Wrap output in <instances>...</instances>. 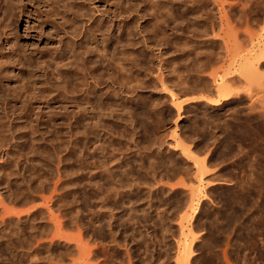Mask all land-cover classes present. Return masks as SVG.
<instances>
[{"label":"rangeland","instance_id":"1","mask_svg":"<svg viewBox=\"0 0 264 264\" xmlns=\"http://www.w3.org/2000/svg\"><path fill=\"white\" fill-rule=\"evenodd\" d=\"M169 1H171L170 2L171 4L169 3ZM196 1L197 0H191V1L190 0H183V1L182 0H179V1L178 0H175V1L174 0H163L162 1L165 4L168 3L167 6H171V5L176 6L177 11L175 10L174 14H176V18L178 21H175V23H174L175 26H174L172 20L175 19L174 18L175 16L173 18H171V20L169 18H167L169 24L167 23V20L164 17H162V18H164V21H166V23L163 22L162 24H164V26L163 25H161V26L164 27L169 33L172 32V33H170L171 35L168 36V37H170V39H168V37L166 38L168 40L160 39V38L151 39V37H150L151 35L149 33H146V34H149L147 36H148V38L150 37L151 42H149L147 40V44H146V42L143 39L138 40L139 44L135 45V47H136L135 48L136 50L134 53L135 57L132 55L131 58L132 59L136 58V59L140 60V57H141V60L144 62L143 64L145 66H143V69H141V67H139V68L137 67L138 69L135 68L137 70L141 69L140 71H136V74L139 72L138 75H140V77H143V75H144V77L146 76L145 79L149 83L147 84L146 87H141L140 89L138 88V90L136 91L137 95H136V93H134L135 97H136V99H135L136 101H132L131 104H130V102H129V104H127V106L130 105L129 107L132 108V110H129L130 112L131 111L137 112V114H139V116L142 117V118H140V120L138 118V121H141V123L138 121L137 122L135 121V123H134L136 126L139 123L141 124V127H140L141 129L138 127L140 125L137 126L139 128V130L137 128V131H138V133L140 132V136L138 134V139H137L138 141L137 142H139L141 144L140 145L138 143L139 147H141L140 148L141 153H143L141 156L144 157V155L147 153L154 156L153 152L156 151L154 154H156L157 157H154V160H155V158L156 159L161 158L160 160H157V161L155 160V162L156 163L159 162V165H161V164L163 165V166L161 165L162 170L159 167V169L154 168V171H153L152 170L153 167L152 168L149 167L150 166L149 162H151V161L149 160L148 156L145 155L144 158L141 157L142 160L144 159L143 161H141V162H143V165L145 164L144 167H142V169H141V167L139 166L140 167L139 169H141L142 171L138 172L137 171L138 168L135 167L134 168V174L136 173V171L138 172L135 174L136 176L138 174H140V175L142 174L141 175L142 177L140 175H138V177L139 178L141 177L142 180L145 178L143 181H146V180L150 181V186L152 187L151 188L149 186V184H147L145 186V187H147V190L148 189L154 190V188L157 187V186H155L156 184L153 183V180L157 179L155 173L159 172V170H161L162 172H160V175L163 173L161 175L163 181L161 180V182L157 183L158 186L161 185L163 182H165V183H168L167 185H169V184L173 185L174 184V185H178L179 188L183 189V187L185 185L184 188L186 191L184 189H183L184 191L181 189L179 193L171 196L172 194H169L167 192L165 194V190H163L162 193L160 191V192H157L158 194L157 193L154 194V197L152 196L153 199L155 198L154 200L153 199L149 200L150 199L149 195H148V199H146L147 195H145L146 197L141 196L139 198H138V196L137 197L135 196L131 200L132 204H131V202L127 203V205L129 204L128 206H130V207L132 205V209L129 211V214H127L128 216L127 215L124 216V213H120L121 212V209H119L120 207L117 209L118 211L116 214L118 215V213H119V216H117L118 218H115L116 219L115 221H116V223L118 221H121V223L120 222H118V224L115 223L116 226H115L113 232L114 233L117 232V235L113 234V232H112V234H113L112 235L109 230L107 231L106 227H104L105 229L103 228L98 233L99 235H97L96 232H94L95 228L96 227L98 228L97 224L95 225L96 227H93L94 225L92 227L90 226L88 231H85V229H84L85 227L82 228L83 227L82 225L80 226V224H82L83 221L88 223L90 221V219H93V216H94L93 214H95V213L91 214V212H92V210H94L95 202L93 201V208H92V205H91L92 202L91 201L94 198H92V199L90 198V202H91L90 207L92 209L88 206L89 211H87V213L85 214L86 217L82 215L85 220L82 219L83 221H79L82 218L81 212H83L82 210H80V209H82L81 208L82 206H80V205H82V203H83V202L80 203V198H81V200H83V198L80 194H82L81 190H83V189H81V187L83 188L84 182H81L82 181L81 172L79 173V170H80L79 169V162H78L79 157L77 154L78 148L76 147L75 149L74 148L71 149V147H70L71 150L69 148H67L68 143H69L68 140H70V139H68V137H69V135L67 133L68 130H66L68 128V126H67L68 119L67 118L70 117L69 115L71 114V112L73 110H74L73 112H75L77 110V107L75 104H73V102L68 101L67 96L65 97V94H64L65 93L64 92L65 90H63V88H64L63 84L64 83H61V81L63 82L62 78L64 76L63 77L61 76L62 75L61 72H64L65 67L63 68L62 64H58V69H56V67L54 66V63H52V61H51V63L48 65L51 67V69H52L51 70L50 67H46L45 65H41V63L39 64L38 59H37L40 56L41 57H48V53L49 54L54 53L55 51L58 52V50L61 49V45H60L61 42H59V41H61V39H62L61 38L62 33H60L61 31L59 30L60 34L58 37V35L54 33L55 29H53V31H52V28L50 27V25H44L43 27H41V29H39L40 27H38L36 30L35 27L38 24L37 22H35L36 24L34 22H33L34 24L31 23V25L33 27L30 25L32 28L29 29L27 32L25 29L26 28L25 24L20 23L19 29H18V38L17 37H15V38L18 39L17 41H18L19 48L21 47V49H22V52L20 51V53L23 55V58H22L20 64L14 63V64L5 65L6 66L5 71L8 70L7 73L9 72L8 78H7L8 81H5V85L6 84L9 85V88L11 85L10 89H12V87H13L12 85H14L15 87L21 86V88H22V89L20 88L21 92H19L20 91L19 88L13 87V89L11 90L13 92V90L16 89L19 92L17 94V96L18 95L20 96L22 94V92L24 94V92H26L27 90L30 91V93H28V95H30V94L31 95H30V97L26 98L27 99V100H25L26 102H24L20 99L21 102L15 101V103H12L13 105H11V106H12V108H15V111L17 110L16 113H15V111H13L14 109L11 108V110H10L9 106L6 107V105L3 102L0 103V107H1L0 108V116L2 115L1 116L2 119L0 120V123H2L3 125H4V123H6V124L9 123L7 125L12 124L13 128L16 129V131H17V132H15V134L17 135V139H19V142L22 144V145H20V147L18 149H15V150H13V148H11L14 146L13 141L12 142L9 141L10 145L7 147H5V146L0 147V173H1L0 174V180H1V178L4 179L3 175L6 172H7V174H11V173L14 174L15 172H17V174L15 173L13 175V177L11 175L10 176L11 178L7 179L8 182L5 180L6 179V176H5L4 180H5L6 184L2 183L3 179L0 181V193L3 195L0 197V215L1 216L3 215L2 210H4V209L5 210L11 209L9 211L12 212L11 213L12 215L16 212V214H14V216H12L10 214L11 217H14V218L16 217V215H18L17 213H20V215H27L28 212L33 213V211H37V210H41L40 211L41 213L37 212V215L35 214V217H33L34 220H33V218L30 222H29V220H27L26 221L27 224H26V222H24V223H16V221L10 222L11 224L8 226L11 227L13 232L16 231V229L14 227H16V228L19 227L17 232L16 233L14 232L15 234L11 238L12 242L10 240H9L10 241L9 242V241H7V239H5L6 237H4V236L7 235V234L5 235L6 231L5 232L2 231V232H4L3 235L1 232V234H0V264H23V263L24 264H54V263L55 264H71V262L73 264L75 261L78 264V261L80 262L79 258H81V257H78V256H81L80 246L83 244L81 242H84V244H85V241H86L85 239H87V238H85V232H91V230L92 231L94 230L93 234H95V237L97 236L98 238H96V240L93 239V240H95L94 242L87 239L88 241H86V244H87V242L89 244L87 249H89V248H90L89 250L93 249V250L97 251L96 253H98V256L97 255L95 256L97 258L94 259V260H96V261H94L95 264H121V263L126 264V262H127L126 259H128L127 263L129 264V262L131 261L132 258H134V259H132V261H133V263L136 262L135 264H175V263L178 264V260L181 259V257L179 259L178 255L179 254L181 255L182 252L180 253V251H182L181 249L184 247H186L187 252L193 251V252H191V255L192 254L193 255H192V257H190V263H188V264H264V106H263L264 103L261 101V99H263V101H264V87L263 88L260 87V86H264V85L259 84L262 81H263L262 84H264V69H263L264 63L261 64V66H259L262 68V69L261 68L258 69V71L260 72V75H257L254 72V75L249 76V75H251V72H252L251 70L256 66L255 64H257L254 60L253 61L251 60L252 57L254 56V53H253L254 49L256 47H259V46L261 47V48L259 47L260 49H262L264 47L263 46L264 45V33H263L264 32V8H262V7H264V4H263L264 0H254V1H252V0H224L225 2L220 0L221 1L220 3H218L219 0H198V2H196ZM181 2H184L185 4L181 3ZM214 2H216V3H214ZM240 2H241V4H240ZM259 2H261V4ZM79 3L81 5L78 4L79 9H80L79 10L80 13L78 15L80 16L81 19H83V21L85 22V25L89 26L94 22V20L96 21L102 17H103V20L107 21L106 23L109 22L108 20L111 21L110 17L113 16L112 13H114L113 12L114 8H113L111 2H109L108 0H104V1L103 0H79ZM231 3H233V4H231ZM229 4H231L232 6H234L235 4L236 5L233 7L234 8L233 9L232 6L230 8L227 7V6H230ZM183 5H185V6H183ZM193 6H195V7H193ZM225 7H227V8H225ZM190 8H192V9H190ZM158 9H159V7L157 8V10ZM222 9H223V12L225 11L226 13L224 12V14H223ZM230 9L234 10L233 15L231 14L232 10H230ZM161 10L163 11V9H161ZM199 11L201 14L199 13ZM164 12H166V11H164ZM191 12H193V14H191ZM227 13L228 14L230 13L228 15L229 17L227 16ZM237 13H239V14H237ZM249 13H251L252 15ZM255 13H256V15H255ZM258 13H259V15H258ZM81 14H83V15H81ZM179 14H180V16H179ZM219 14H223V16L226 14V16L230 20L232 19V21H230L231 23H229V20H227L228 18L225 16L224 17L222 16L220 19ZM235 14L238 17V19L236 18V16H234ZM240 14H248L249 16L247 15V19H246L245 16L240 17ZM250 16H251V18H250ZM234 17L237 21L235 19H233ZM242 17H243V19L245 18L244 21H243V19H241L242 21L241 20L239 21V19ZM180 18H181V20H180ZM161 19L159 20L160 23L163 21ZM183 20H184V22H183ZM180 21H181V23H180ZM152 22L148 23V20L145 19V20L141 21V24H143L142 26H144V27L145 26L149 27V26H151ZM170 23H172V24H170ZM250 23H252V24H250ZM169 25H172V26H169ZM193 25H194V27H193ZM248 25L251 27H249ZM13 27H15V31H16L17 24H15V26L13 25ZM248 27L251 30H253V32ZM42 28H43V30H42ZM246 28L248 29L247 32L249 33V35L247 32H245ZM173 30H175V31H173ZM212 31H214V32H212ZM226 32L229 34L227 35ZM245 33L248 36L245 35ZM252 33H254V34H252ZM146 34H145V36H146ZM244 36H247L249 38L244 37ZM227 38H228L229 42L227 41ZM246 38L248 39V41L245 42V40H247ZM16 39H15V41H16ZM174 39H175V42L173 44ZM142 40H143V42H142ZM179 40L180 41L182 40L181 41L182 44H180L181 42ZM223 40H225V42ZM206 41H207V43H205ZM226 41H227V43H226ZM135 43H136V41H135ZM225 43H226L227 47L225 46ZM149 44L152 46H150ZM177 44L182 46V47L185 45L186 48L185 47H183V48L179 47ZM174 45H176L175 46L176 48L174 47ZM242 45H244V46L242 47ZM59 46H60V48H58ZM190 46H191V50L189 48ZM241 47L244 49H242ZM151 48L154 52L151 50ZM231 48H232V50L234 48L235 49L232 51ZM252 48H253V50H252ZM140 49H142V50H140ZM186 49L188 51H186ZM236 49H238V50L236 51ZM250 50H251V53H253L252 57L248 56L249 55L248 53H250ZM48 51H50V52H48ZM197 52L199 53V55ZM218 52H220V53H218ZM228 52L232 53L234 56L232 57V54L230 55ZM254 52H256L255 54H257V53L259 54L260 51L258 50V48H256ZM222 53L223 54L225 53V55L221 56ZM241 53L242 54L244 53V54L242 55ZM261 53H262V51H261ZM263 53H264V51H263ZM140 54H143V55H140ZM260 54H259V56H260ZM236 55H238V56H236ZM220 56H221V58L223 57V59H221ZM246 56L248 58H246ZM142 57H144V58H142ZM192 57H193V60H189V59H192ZM213 57L214 58L216 57V58L213 59ZM228 57H229V59H228ZM242 57L244 59L246 58L244 63H247L246 61H247V59H249V57H250V59L248 61L250 63L255 62L254 64H251L252 69L249 67L250 64L248 65V67L251 69V70L248 69V71L250 72L248 74L246 73L248 71H244V69H241L242 67H241L240 63H242V61H244ZM260 57H262V56H260ZM254 58H257V57H254ZM31 59H32V61H31ZM220 61H222V62L220 63ZM197 63L200 65H198ZM231 63L235 68L233 66H230ZM196 64H197V66H196ZM51 65H53V66H51ZM168 65H169V67H168ZM173 65H175L177 67L173 68L174 67ZM185 65H187V66H185ZM188 65H190L191 68ZM39 66H41V67H39ZM192 67H195V68H192ZM54 68L56 70H53ZM170 68L172 69V71H174L173 73L170 70ZM226 68H228L229 72H232V70L233 71L235 70L240 75H238V73H237V75H238L237 78L235 77L236 75L234 76V79L229 78V76L225 75L228 72V70ZM60 69L63 71H61ZM260 69H261V71H260ZM30 70H31V72H30ZM187 70H189V71H187ZM253 70L256 71L257 69H253ZM5 71H4V73H6ZM149 71H150V73H149ZM175 71H178L179 73L178 72L175 73ZM241 71H242V73H240ZM160 72L163 73V77L166 79V85L168 86V88L170 87L168 90H163L162 87L159 85L158 79L160 78ZM196 72H197V75H196ZM259 72H257V73H259ZM151 73H152V75H151ZM200 73H203V74H200ZM59 74L61 77L59 76ZM176 74H178L177 75L178 78H179V76L181 78L183 77L181 79V80H183V82H180V80L177 78ZM192 74H193V76H192ZM222 74H223V76H222ZM40 75H42V76H40ZM187 76H188L189 81L186 80ZM196 76H199L198 79ZM213 76H215V78L216 77L217 78L215 79ZM221 76H222V78H221ZM240 76L242 77V79ZM253 76L254 77L256 76V78H260V80L259 79L258 80L261 82H259L255 78L258 81L259 86L257 85V81L254 79ZM20 77L23 79H21ZM167 77L171 78V80H174V82H172ZM226 77H227V79L229 78L228 80H230V81L225 79ZM244 77H247V78L251 77L254 81L251 78H249V79H251V81L246 78L248 81L245 80L246 81L245 82ZM154 78H155V80H154ZM174 78L178 79L177 83L179 82L180 84H179V86H176V87H174L175 85H171L174 87V90L172 89V91H169L171 89V86L169 85L170 82H171V84L176 83L175 82L176 80ZM213 78L216 81L213 80ZM16 79H17V81H16ZM45 79L48 81H46ZM60 79H61V81H60ZM223 79H225L227 82ZM27 80H28V82H27ZM197 80H200V81H197ZM242 80H243V82H242ZM21 81H23V82H21ZM49 81L52 83L50 84ZM73 81H75V80H73ZM195 81H197V82H195ZM201 81H202V83H201ZM219 81L225 82V84L227 83V87H230L229 90H230V92L232 91L233 93L232 92H231L232 94L230 93L232 96H230L231 98L229 97V99L227 100L228 102L222 101L221 106L216 107V108H212L209 105H206V102H204L201 99H205V100L206 99L208 100V98L209 99L210 98L211 99H218L217 98L218 95H216V90H217V94H218L219 88L217 86H220V85H217V84H219ZM45 82H47V83H45ZM189 82L190 83L192 82V83L190 84ZM216 82H217V84H216ZM234 82H237V83L234 84ZM249 82H251V83L249 84ZM17 84H19L20 86ZM74 84H76V81H75V83H73V85ZM220 84H222V83H220ZM28 85L31 86L30 87L31 89L28 87ZM25 86L28 88H25V91H24L23 89ZM199 86H201V87H199ZM177 87L180 90L176 89ZM196 87L197 88L199 87V88L197 89ZM4 88L7 90L8 87L7 88L4 87ZM4 88H3V90H5ZM225 88H226V86H225ZM229 90H227V91H229ZM174 91L177 92L178 97H176V95H174V100H173L170 97L172 95L171 92L174 93ZM182 91L184 93H182ZM193 91H195L196 93ZM186 92H188L189 94ZM227 93L229 94V92H227ZM234 93H236V94H234ZM8 94H9V92H8ZM249 94H250V97H249ZM259 96L260 97L262 96V97L260 98ZM190 97L191 98L193 97V98L191 99ZM198 98H201V99H198ZM255 98L258 101L260 98L261 102H258L260 104V107H259V104L257 103V100ZM186 99H187V102H186ZM253 99H255L256 102ZM141 100H143V101H141ZM178 100H179V102L183 101V103L181 105L182 109H181V111L179 109V112H178V109L175 108L176 106L174 105L175 104L174 102H177ZM200 100L202 101V103ZM229 100H231V101H229ZM252 100L254 103L251 102ZM138 101H139V103H138ZM152 101H155L154 104ZM197 101L198 102L200 101V102L198 103ZM18 102H20V103H18ZM251 103H253V104H251ZM146 104H148V105H146ZM21 105H23L24 107ZM155 105H156V107H155ZM139 107H141V108H139ZM4 108H6V109L8 108V109L6 110ZM135 109H136V111H134ZM5 110H6V112H5ZM144 111H146V112H144ZM11 112L13 114H16V115H13V114L11 115ZM68 112H70V113H68ZM67 113L69 115H67ZM72 114H71V116H72ZM197 115H198V117H197ZM9 118H10V120H9ZM15 125H17V126H15ZM6 128H4V130ZM7 129H9V126ZM1 131L2 130L0 129V133H1ZM31 131L34 134L30 133ZM24 133H26V134H24ZM9 135H10V133L8 134V136ZM28 135H31L30 138ZM73 136L74 137L76 136L75 133ZM0 137H1V134H0ZM9 138L11 140H13L10 136H9ZM31 138H32V140H31ZM35 139H37V140H35ZM73 139L74 138H72V140ZM24 140H26V141H24ZM148 142H150V143H148ZM179 142L181 144H183L182 146L183 147L185 146L186 149H190L191 151L193 150L192 151L193 153H191V154H193V157L199 156L196 159L200 160V162L202 159H203L202 163H203V161L207 160V161H205V163L207 165H209L208 167H210V168H208L206 165V167H207L206 169L210 170L209 173L208 172L206 173V169L204 172V170L201 171V169L198 168V167H200V164H197V162H196L197 160L193 159L192 155L187 156V158L190 157L191 159L185 158L186 155H184V154L181 155V151L184 149H183V147L181 148V145H179L180 144ZM65 144H67V145H65ZM176 145H179L180 147L177 148ZM145 148H147L148 150H146ZM69 150L73 153L71 154V152H69ZM6 151H8L7 152L8 155L10 152H12V153H10V156L12 154H14V157H13V155L11 157H8ZM179 151H180V153H179ZM40 152H43V154ZM189 153H190V151H189ZM27 155H29V156H27ZM130 157H131V159H135V160H133V162L135 164L140 162L139 161L140 160L139 155H137V156L136 155H130ZM163 157H164L165 162H161V161H164L162 159ZM169 157H171V158H169ZM152 159H153V157H152ZM166 159H167V161L169 159V162H167ZM173 159H174V161H173ZM136 160H138V162ZM194 160H196V161L194 162ZM170 161H173L172 164L173 165L176 164V165L175 166L171 165V169H168L166 171L165 169L168 168V166H170V165L165 167V165L163 163H165L167 165V163L170 164ZM200 162H198V163H200ZM195 163L198 166L197 168H196ZM140 165L142 166V163ZM194 165H195V167H194ZM146 166H147V168H146ZM18 167H19V169H18ZM164 167H165V169H164ZM174 167H176L175 172L177 171L176 169L178 167L181 168V169H179V170H181V172L178 170L175 173V176L172 173L173 172L172 168H174ZM148 168H150L151 170H149ZM20 170H21V172H20ZM195 170H198L200 172V175L203 172H204L203 174H205L204 176L201 175V180L203 181V184L198 183V184H200L199 187H198V185L195 184V183H197V181H195V180H198L200 176H199L198 172L197 173L194 172ZM149 171H150V173H149ZM151 171H153V173ZM143 172H144V174H143ZM18 173H20V174H18ZM148 173H149V175H148ZM170 173H172L173 176H169L168 174H170ZM194 173H196L197 175L195 174L193 176ZM146 174L148 175L147 177H146ZM165 174H167V175H165ZM172 174H170V175H172ZM163 175H165V176H163ZM22 176H24V177L21 179ZM15 177H17L18 179ZM189 177H191V178L194 177V179H193L194 181ZM40 178H42V179H40ZM195 178H197V179H195ZM213 178L216 179V181L214 180L215 183L212 182ZM218 178H221L223 180L218 179ZM180 179H181V181H180ZM16 180L17 181L22 180L23 183H22V181H20L21 183H18ZM86 180H88V179H86ZM182 180H183V182L185 180V182L182 183ZM218 180L219 181L221 180L220 181L221 183ZM157 181H159V179ZM217 181H218L219 185L216 184ZM198 182H199V180H198ZM209 182H212L213 184L209 183ZM80 183H82L81 185H83V186H80ZM22 184L24 187L22 186ZM181 184H182V186H181ZM205 185H206V187H205ZM20 186H22V187H20ZM30 186H31V189L29 188ZM193 186H196L198 188V189H195L196 190L195 192L198 195L193 194V196H192V194L190 195V193H188V192H190L188 190H192V189H188V188L193 187ZM201 187H202V190H201ZM21 188H24L23 190H27L26 193ZM15 189L16 190H19V189L22 190V191L19 190L22 194H21V196L18 197V200L15 196H13V195H16L15 192H18ZM8 190H10V191H8ZM197 190L198 191L201 190V191L197 193ZM74 191H75V193H74ZM181 191H183V192H181ZM192 191H194V189ZM186 192H187V194L185 195ZM34 194H36V195L38 194L40 197L38 195H37L38 197L36 195L34 196ZM24 196H25V198H24ZM194 196H196V197H194ZM20 197H22V198L20 199ZM15 198H16V200H14ZM39 198L41 199V201L39 200ZM135 198L137 199V201L138 200L139 201L136 202ZM145 199L148 202L149 206H150V204L153 203L150 206L153 208L148 209L147 207H149V206H146V209H145L146 211L144 210V213L146 212L147 214L145 213V216H143L144 213L142 210L145 208L144 207L145 204L147 205V202L145 201ZM26 201H28V202H26ZM95 201H96V199H95ZM151 201H155V202L151 203ZM88 203H89V201H88ZM135 203H136V205H135ZM138 203H141V204H138ZM137 204L139 206L140 205L141 206L139 207V206H137ZM133 205H134V207H136V209L139 208L141 210V208H142V210L140 211L138 209V210H135L136 212H134L135 208H133ZM190 205H192L193 208L192 207L190 208L189 207ZM12 208H13V210H12ZM90 209H91V211H90ZM168 209H169V211H168ZM183 209L186 212H182ZM94 211L97 212L98 209H97V211L96 210H94ZM131 211L134 212L133 214L135 216L132 215ZM140 212H142V213H140ZM186 214H188V216ZM71 215H72V217H71ZM90 215H92V216H90ZM104 215L107 216L104 218L102 216V220L104 219L103 221L105 222L106 218L108 219L109 217L107 214H104ZM184 215L186 216V218L184 217ZM1 216H0V219H1ZM5 217H8V216H5ZM119 217H122V218L124 217L126 220L122 219V218L120 219ZM138 217H140L139 219L142 218L141 221L138 219ZM182 217H183V219H187V220H186V222H184V220H183V225L181 227L179 222H180ZM128 220H130V221L133 220L132 222H134V224H131L130 221L127 222ZM134 220H136V221H134ZM144 221H146V222H144ZM80 222H82V223H80ZM135 222H137V223H135ZM31 223L34 224V226L36 225V227L31 226ZM40 223L43 225H41ZM49 223H51V224H49ZM125 223H126V225H127V223H129V225H127V226L125 225V227H124L123 224H125ZM20 224H21L22 228L19 226ZM135 224H138V227L140 225L141 226H143L144 224L145 225L142 228L141 227L138 228L137 225H135ZM130 225H131V227H130ZM132 225H133L134 229L132 228ZM146 225H147V227H146ZM184 225H186L185 226L186 228L183 227ZM134 226L137 227L138 229L135 228ZM31 227H32V230H31ZM33 227L38 229L37 231H36V229H34L37 233L33 232L34 231ZM39 227H41V228H39ZM118 227H119V231L117 230ZM91 228H93V229H91ZM122 229L124 232L125 231L127 232V230H128L129 233H126V232L124 233L122 231ZM132 229L134 232H132ZM190 229H191V232L194 231V233H191V235H190V232H189V235H187L188 234L187 230H190ZM19 231H21V232L23 231V232L21 233ZM183 231H184V234H183ZM120 232H123L124 235L125 236L127 235V236L125 237ZM17 233H19L18 234L19 236L16 235ZM38 233H45V234H43L45 236L43 237V235H41V234L39 235ZM55 233H57V235L54 237V242L56 241L57 244L53 243L54 246H53V244H51V246L47 245L49 248L47 246H44V247H46V249L44 248L45 250H43L42 249L43 247L41 248L39 246V244L37 243V241L42 242V240L46 241V239H47V241H49L50 238H52ZM20 234L22 235L21 237H20ZM36 234H38L39 236ZM100 234L102 236H104V237L106 236V237L103 238L102 236H100ZM130 234H133V237ZM178 234H181V235H178ZM61 235H63V236H61ZM90 235H92V232ZM109 235L112 238L111 241L114 240V241H112L113 243L112 242L110 243V240H109L110 238L108 237ZM114 235H116V236H114ZM1 236H3L4 238L2 237L3 238L2 239ZM36 236H38V237H36ZM50 236H52V237H50ZM64 236H65L66 241L64 240ZM113 236L115 237V239H113ZM117 236L121 237V238L119 237V239H121V242H119L120 240H118ZM18 237L21 239H19ZM78 237H79V239L81 237V240H77ZM124 238H126V245H124L122 243V242H125ZM67 239H69L70 243L68 242ZM83 240H85V241H83ZM117 240L119 243L116 242ZM14 241H15V243H13ZM19 241H21V242L19 243ZM33 243L35 246L33 245ZM76 243H77V246H75ZM30 245H33L32 246V248L34 247L33 249H37V248H39V249L37 251H35L32 248H30ZM116 245H118L119 248ZM123 245H124V248H122ZM136 245H138V246H136ZM15 246H17V247H15ZM22 246L24 247L23 249H22ZM113 246H114V248H113ZM125 246H126L127 250H129L128 252L131 251L132 254H131V252H130V255L127 253ZM176 246H178V247H176ZM75 247H77V248H75ZM104 247H105V249H104ZM115 247H117V248H115ZM26 249H28V250H26ZM125 250H126V253L128 255L126 253L124 254ZM32 251H33V253H32ZM34 251H35L36 255H35ZM28 252H30L31 255H29ZM25 253H27V254H25ZM32 255H35V256H32ZM128 256H130V257H128ZM47 257H49L50 259ZM61 258H63V260ZM74 258H76L77 260H75ZM73 260H75V261H73ZM132 261L130 263H132Z\"/></svg>","mask_w":264,"mask_h":264},{"label":"bare ground","instance_id":"2","mask_svg":"<svg viewBox=\"0 0 264 264\" xmlns=\"http://www.w3.org/2000/svg\"><path fill=\"white\" fill-rule=\"evenodd\" d=\"M104 1V0H103ZM109 2H111V4H112V6H113V8H114V13H112L113 14V16H111L110 18H111V21L110 20H108L109 22L108 23H106L107 21H105V20H103V17L102 18H99L98 20H94V22L91 24V25H89V26H87V25H85V22L83 21V19H81L80 18V16L78 15L80 12H79V5L78 4H80L79 3V0H0V103L1 102H3L5 105H6V107H10V110H11V108H12V106L11 105H13L12 103H15V101H20L21 102V100L22 101H24V102H26L25 100H27L26 98L27 97H30V95H28V93H30V91H28L27 89V91L26 92H24V94H23V92H22V94L19 96H17V94L19 93V92H21V90H20V88H21V86L19 85V84H17V85H19L20 87H15L14 85H12L14 88H19V92L15 89V90H13V92L11 91L12 89H13V87H12V89H10L11 88V85H10V88H9V85H5V81H8V73H7V71H5L6 70V66L5 65H8V64H14V63H16V64H20L21 63V60H22V58H23V55L20 53V51L22 52V49H21V47L19 48V45H18V39H16L15 37H17L18 38V29H19V25H20V23H24L25 24V26H26V31L28 32V30L29 29H31L33 26L31 25V23H35V22H37L38 24H37V26L35 27L36 28V30H37V28L38 27H40L39 29H41V27H43L44 25H50V27L52 28V31H53V29H55V31H54V33L55 34H57L58 35V37H59V34L60 33H62V36H61V41H59V42H61L60 43V45H61V49H59L58 50V52H54V53H48V57H39V58H37L38 59V63L40 64L41 63V65H45L46 67H50V66H48L50 63H51V61H52V63H54V66L56 67V69H58V64H62V66H63V68L65 67V70H64V72H61L62 73V80H63V82L61 81V79H60V81H61V83H64L63 85H64V88H63V90H65L64 92V94H65V97L67 96V99H68V101H71V102H73V104H75L76 105V107H77V110L75 111V112H71V114H72V116H71V114L69 115L68 113H70V112H68L67 113V115H69L70 117L69 118H67L68 119V121H67V126H68V128L66 129V130H68V135H69V137H68V139H70V140H68L69 141V143H68V146H67V148H69L70 149V147H71V149L72 148H78V162H79V173L81 172V179H82V181L81 182H84V186L83 185H81L82 183H80V186H83V188L81 187V189H83V190H81V193L82 194H80L81 196H82V198H83V200H81V198H80V203H82V205H80V206H82L81 208L82 209H80V210H82L83 212H81V220H79V221H83L82 219H84L83 218V216H85L86 217V213H87V211H89V208H88V206L90 207V203L92 202V208H93V201L95 202V206H94V210H96L97 211V209H98V211L97 212H95L94 210H92V212H91V214L92 213H95V214H93L94 216H93V219H90V225L88 224V223H86V222H84L83 221V223L82 222H80V223H82V224H80V226L82 225L83 227L82 228H84L85 229V231H88V229H89V227L91 226H93V227H96L95 225L97 224V226H98V228L96 227L95 228V231L94 232H96V234L97 235H99L98 233L104 228V227H106L107 228V231L109 230L110 231V233L112 234V232H113V230H114V228H115V226H116V224H118V222H120L121 223V221H118L117 223H116V219L115 218H118L117 216H119V213H118V215L116 214L117 213V209L119 208V209H121V212L120 213H124V216H126L127 214H129V211L132 209V205H131V207L130 206H128L127 205V203H130L131 202V200H132V198H134L135 196L137 197L138 196V198L139 197H141V196H145V195H147V198L146 199H148V195H149V200H151V199H153L152 198V196L154 197V194H156L157 192H160L161 191V193H162V191L163 190H165V194H166V192L167 193H169V194H172L171 196H173V195H175V194H177V193H179L180 192V190L182 189V188H179L178 187V185H167L168 183H165V182H163L161 185H159L158 186V184L157 183H159V182H161V180L163 181V179H162V177H161V175L163 174H161L160 175V172H162L161 170H162V168H161V165H159V162H155V160L157 161V160H160V159H156L155 158V160H154V157H157L156 156V154H154L155 152H153V155L154 156H152V155H150L149 153H147V154H145L146 156H148V158H149V160L151 161V162H149L150 163V166L149 167H153V171H154V168L155 169H159V167L161 168V170H159V172H156L155 174H156V178L157 179H154L153 180V183L154 184H156L155 186H157L156 188H154V190L153 189H148L147 190V187H145L147 184H149V186H150V181H148V180H146V181H143L142 180V174L140 175V174H138V175H140L141 177L139 178L138 177V175L136 176L135 174L136 173H138L139 171H142L141 169H142V167H144V165H143V162H141V161H143L142 159H141V155L143 154V153H141V150H140V148L141 147H139V142H137L138 140V134H139V136H140V132L138 133V131H137V128L139 127H141V121H138V118H139V120H140V118H142V117H140L139 116V114H137V112H133V111H129V110H132V108L131 107H129L130 105H128L127 106V104H129V102H130V104H131V102L132 101H136L135 99H136V97H135V94L134 93H136V91L138 90V88L140 89L141 87H146L147 86V84L149 83L146 79H145V77H144V75H143V77H140V75H138L139 74V72L136 74V71H140L141 69H143V66H145L143 63V61L141 60V57H140V60H138V59H132L131 57H132V55L134 56V53H135V45H137V44H139L138 43V40H140V39H143L145 42H146V44H147V40L149 41V42H151L150 40L151 39H158V38H160V39H165V40H168V39H170V37H168L169 35H171L170 33H172V32H168L164 27H162L161 25H163L164 26V24H162L163 22L164 23H166V21H164V18L167 20V23H168V19L167 18H169L170 20H171V18H173L174 16V20H172V22H173V25L175 26V21H178L177 20V18H176V14H174V11L176 10V6L175 5H171V6H167L168 5V3L167 4H165L164 2H162L161 0H108ZM175 1V0H174ZM179 1V0H178ZM183 1V0H182ZM191 1V0H190ZM223 2H225L224 0H222ZM252 1H254V0H252ZM171 1H169V3H170ZM196 2H198V0L196 1ZM221 1L219 0L218 1V3H220ZM257 2V1H256ZM262 2V1H261ZM261 2H259L260 4H261ZM173 3V2H172ZM175 3V2H174ZM181 3H184V2H181ZM188 3V2H187ZM192 3V2H191ZM213 3V2H212ZM214 3H216V2H214ZM171 4V3H170ZM185 4V3H184ZM231 4H233V3H231ZM231 4H229L230 6H227V7H231L232 5ZM238 4V3H237ZM240 4H241V2H240ZM247 4V3H246ZM253 4V3H252ZM255 4V3H254ZM263 4H264V2H263ZM81 5V4H80ZM181 5V4H180ZM191 5V4H190ZM193 5V4H192ZM214 5V4H213ZM236 5V4H235ZM234 5V6H235ZM248 5V4H247ZM250 5V4H249ZM257 5V4H256ZM111 6V7H112ZM183 6H185V5H183ZM189 6V5H188ZM217 6V5H216ZM234 6H232V8L234 7ZM81 7V6H80ZM159 7V9L157 10V8ZM181 7V6H180ZM193 7H195V6H193ZM224 7V6H223ZM227 7H225V8H227ZM183 8V7H182ZM185 8V7H184ZM188 8V7H187ZM228 8V9H229ZM256 8V7H255ZM262 8H264V7H262ZM261 8V9H262ZM161 9H163V11L161 10ZM180 9V8H179ZM190 9H192V8H190ZM194 9V8H193ZM204 9V8H203ZM224 9V8H223ZM223 9H222V12H223ZM234 9V8H233ZM242 9V8H241ZM182 10V9H181ZM226 10V9H225ZM230 10H232V9H230ZM251 10V9H250ZM249 10V11H250ZM164 11H166V12H164ZM177 11V10H176ZM184 11V10H183ZM198 11V10H197ZM218 11V10H217ZM216 11V12H217ZM221 11V10H220ZM229 11V10H228ZM237 11V10H236ZM182 12V11H181ZM187 12V11H186ZM225 12V11H224ZM224 12H223V14H224ZM231 12V11H230ZM251 12V11H250ZM103 13V12H102ZM185 13V12H184ZM196 13V12H195ZM199 13H200V11H199ZM221 13V12H220ZM226 13V12H225ZM241 13V12H240ZM248 13V12H247ZM191 14H193V12H191ZM201 14V13H200ZM210 14V13H209ZM223 14H219L220 16H219V18L221 19V17L223 16ZM230 14V13H229ZM228 13H227V16L229 15ZM231 14L233 15L234 14V10H232V12H231ZM237 14H239V13H237ZM249 14H251V13H249ZM81 15H83V14H81ZM195 15V14H194ZM193 15V16H194ZM216 15V14H215ZM247 15L248 14H240V17L241 16H245L246 17V19H247ZM252 15V14H251ZM255 15H256V13H255ZM258 15H259V13H258ZM179 16H180V14H179ZM188 16V15H187ZM190 16V15H189ZM196 16V15H195ZM201 16V15H200ZM218 16V15H217ZM225 17H227L226 16V14L224 15ZM223 16V17H224ZM234 16H236V14L234 15ZM239 16V15H238ZM249 16V15H248ZM162 17H164V18H162ZM178 17V16H177ZM182 17V16H181ZM191 17V16H190ZM198 17V16H197ZM229 17V16H228ZM227 17V18H228ZM231 17V16H230ZM233 17V16H232ZM243 17L242 18H240L239 19V21L241 20V19H243ZM162 18V19H161ZM195 18V17H194ZM215 18V17H214ZM236 18L238 19V17L236 16ZM250 18H251V16H250ZM253 18V17H252ZM97 19V18H96ZM121 19V20H120ZM145 19H147L148 20V23L149 22H152V24H151V26H149V27H144V26H142L143 24H141V21L142 20H145ZM163 20L161 23H160V21L159 20ZM224 19V18H223ZM226 19V18H225ZM233 19H235V17L233 18ZM245 19V18H244ZM244 19H243V21H244ZM180 20H181V18H180ZM186 20V19H185ZM192 20V19H191ZM227 20H229V23H231L230 21H232V19L230 20L229 18L227 19ZM236 20V19H235ZM89 21V20H88ZM187 21V20H186ZM214 21V20H213ZM237 21V20H236ZM242 21V20H241ZM247 21V20H246ZM171 22V21H170ZM183 22H184V20H183ZM193 22V21H192ZM211 22V21H210ZM33 23V24H34ZM147 23V24H148ZM160 23V24H159ZM180 23H181V21H180ZM196 23V22H195ZM213 23V22H212ZM15 24H17V29H16V31H15V27H13V25L15 26ZM36 24V23H35ZM88 24V23H87ZM169 24V23H168ZM170 24H172V23H170ZM189 24V23H188ZM246 24V23H245ZM250 24H252V23H250ZM32 27H31V26ZM150 25V24H149ZM166 25V24H165ZM177 25V24H176ZM192 25V24H191ZM215 25V24H214ZM219 25V24H218ZM242 25V24H241ZM35 26V25H34ZM169 26H172V25H169ZM168 26V27H169ZM190 26V25H189ZM249 26V25H248ZM166 27V26H165ZM193 27H194V25H193ZM201 27V26H200ZM247 27V26H246ZM249 27H251V26H249ZM248 27V28H249ZM192 28V27H191ZM222 28V27H221ZM38 29V30H39ZM50 29V28H49ZM170 29V28H169ZM190 29V28H189ZM228 29V28H227ZM250 29V28H249ZM42 30H43V28H42ZM61 32H60V31ZM205 30V29H204ZM232 30V29H231ZM251 30V29H250ZM40 31V30H39ZM51 31V30H50ZM173 31H175V30H173ZM222 31V30H221ZM228 31V30H227ZM248 31V29L246 28V31L245 32H247ZM252 32H253V30H251ZM60 32V33H59ZM212 32H214V31H212ZM26 33V32H25ZM40 33V32H39ZM42 33V32H41ZM49 33V32H48ZM146 33H149L151 36V39H150V37L148 38V36L147 35H149V34H146V36H145V34ZM175 33V32H174ZM223 33V32H222ZM227 33V32H226ZM248 33V32H247ZM255 33V32H254ZM254 33H252V34H254ZM264 33V32H263ZM204 34V33H203ZM213 34V33H212ZM217 34V33H216ZM224 34V33H223ZM229 33H227V35H228ZM24 35V34H23ZM41 35V34H40ZM199 35V34H198ZM232 35V34H231ZM245 35H247L246 33H245ZM248 35H249V33H248ZM247 35V36H248ZM257 35V34H256ZM29 36V35H28ZM32 36V35H31ZM56 36V35H55ZM204 36V35H203ZM218 36V35H217ZM216 36V37H217ZM247 36H244V37H247ZM254 36V35H253ZM50 37V36H49ZM168 37V39H166ZM190 37V36H189ZM195 37V36H194ZM207 37V36H206ZM225 37V36H224ZM223 37V38H224ZM227 37V36H226ZM251 37V36H250ZM56 38V37H55ZM173 38V37H172ZM220 38V37H219ZM247 38H249V37H247ZM246 38V39H247ZM252 38V37H251ZM15 39H16V41H15ZM176 39V38H175ZM175 39H174V41H173V44H174V42H175ZM183 39V38H182ZM189 39V38H188ZM233 39V38H232ZM253 39V38H252ZM261 39V38H260ZM143 40H142V42H143ZM164 40V41H165ZM172 40V39H171ZM178 40V39H177ZM187 40V39H186ZM185 40V41H186ZM190 40V39H189ZM195 40V39H194ZM226 40V39H225ZM225 40H223L224 42H225ZM244 40V39H243ZM135 41H136V43H135ZM154 41V40H153ZM161 41V40H160ZM180 41V40H179ZM182 41V40H181ZM180 41V42H181ZM211 41V40H210ZM227 41H228V38H227ZM227 41H226V43H227ZM246 41H248V39L247 40H245V42ZM253 41V40H252ZM156 42V41H155ZM166 42V41H165ZM168 42V41H167ZM229 42V41H228ZM236 42V41H235ZM250 42V41H249ZM163 43V42H162ZM185 43V42H184ZM205 43H207V41L205 42ZM226 43H225V46H226ZM234 43V42H233ZM241 43V42H240ZM252 43V42H251ZM20 44V43H19ZM158 44V43H157ZM172 44V43H171ZM179 44V43H178ZM177 44V45H178ZM180 44H182V42L180 43ZM232 44V43H231ZM144 45V44H143ZM150 45V44H149ZM162 45V44H161ZM196 45V44H195ZM221 45V44H220ZM34 46V45H33ZM48 46V45H47ZM150 46H152V45H150ZM168 46V45H167ZM176 45H174V47H175ZM179 47H182V46H180V45H178ZM189 46V45H188ZM241 46V45H240ZM244 45H242V47H243ZM259 46V45H258ZM264 46V45H263ZM159 47V46H158ZM162 47V46H161ZM183 47H185V45L183 46ZM182 47V48H183ZM227 47V46H226ZM241 47V48H242ZM255 47V46H254ZM260 47V46H259ZM259 47H256V48H258V50L260 51L259 52V54L261 53V51H262V53L260 54V56H262V57H260L259 56V54L257 53V54H255L256 52H254L255 51V49H254V51H253V53H254V56L252 57V54L253 53H251V50H250V53H248L249 55L248 56H251L252 57V61L254 60L257 64H255L254 66V68L253 69H257L256 71L255 70H253L252 69V65L251 64H254L255 62H252V63H250L248 60L250 59V57H249V59H247V63H244L245 62V59L246 58H248L247 56H246V58L244 59L243 57V60L244 61H242V63H240V65H241V69H244V71H248V69L249 70H251L252 72H251V75H249V76H252V75H254V72H255V74H257V75H260V72L258 71V69L259 68H261V67H259V66H261V64H263L264 63V53H263V51H264V47L262 48V49H260ZM45 48V47H44ZM56 48V47H55ZM58 48H60V46L58 47ZM141 48V47H140ZM147 48V47H146ZM149 48V47H148ZM176 48V47H175ZM186 48V47H185ZM190 48V50H191V46L189 47ZM193 48V47H192ZM206 48V47H205ZM236 48V47H235ZM234 48V49H235ZM138 49V48H137ZM157 49V48H156ZM178 49V48H177ZM197 49V48H196ZM233 49V50H234ZM242 49H244V48H242ZM139 50V49H138ZM140 50H142V49H140ZM151 50H152V48H151ZM175 50V49H174ZM215 50V49H214ZM217 50V49H216ZM227 50V49H226ZM229 50V49H228ZM231 50H232V48H231ZM232 50V51H233ZM238 49H236V51H237ZM252 50H253V48H252ZM153 51V50H152ZM172 51V50H171ZM184 51V50H183ZM186 51H188L187 49H186ZM210 51V50H209ZM41 52V51H40ZM48 52H50V51H48ZM137 52V51H136ZM140 52V51H139ZM154 52V51H153ZM181 52V51H180ZM193 52V51H192ZM196 52V51H195ZM200 52V51H199ZM204 52V51H203ZM194 53V52H193ZM198 53V52H197ZM214 53V52H213ZM218 53H220V52H218ZM229 53V52H228ZM25 54V53H24ZM27 54V53H26ZM139 54V53H138ZM217 54V53H216ZM230 55L232 54V53H229ZM235 54V53H234ZM239 54V53H238ZM242 54V53H241ZM240 54V55H241ZM244 54V53H243ZM242 54V55H243ZM251 54V55H250ZM41 55V54H40ZM136 55V54H135ZM140 55H143V54H140ZM145 55V54H144ZM154 55V54H153ZM160 55V54H159ZM172 55V54H171ZM196 55V54H195ZM198 55H199V53H198ZM211 55V54H210ZM209 55V56H210ZM225 55V53L223 54L222 53V55L221 56H224ZM256 55V56H255ZM258 55V56H257ZM27 56V55H26ZM138 56V55H137ZM146 56V55H145ZM197 56V55H196ZM206 56V55H205ZM215 56V55H214ZM221 56H220V58H221ZM234 55L232 54V57H233ZM236 56H238V55H236ZM135 57V56H134ZM133 57V58H134ZM191 57V56H190ZM189 57V58H190ZM231 57V58H232ZM254 57H257V58H254ZM142 58H144V57H142ZM147 58V57H146ZM145 58V59H146ZM165 58V57H164ZM167 58V57H166ZM216 58V57H215ZM214 57H213V59H215ZM238 58V57H237ZM33 59V58H32ZM32 59H31V61H32ZM36 59V58H35ZM187 59V58H186ZM202 59V58H201ZM211 59V58H210ZM221 59H223V57L221 58ZM228 59H229V57H228ZM233 59V58H232ZM256 59V60H255ZM25 60V59H24ZM30 60V59H29ZM147 60V59H146ZM189 60H193V57H192V59H189ZM188 60V61H189ZM225 60V59H224ZM223 60V61H224ZM241 60V59H240ZM250 60V61H251ZM28 61V60H27ZM160 61V60H159ZM168 61V60H167ZM187 61V62H188ZM213 61V60H212ZM227 61V60H226ZM231 61V60H230ZM229 61V62H230ZM30 62V61H29ZM146 62V61H145ZM162 62V61H161ZM181 62V61H180ZM196 62V61H195ZM201 62V61H200ZM222 61H220V63H221ZM7 63V64H6ZM23 63V62H22ZM147 63V62H146ZM194 63V62H193ZM192 63V64H193ZM233 63V62H232ZM232 63H231V65L230 66H233L232 65ZM148 64V63H147ZM175 64V63H174ZM195 64V63H194ZM198 64V63H197ZM197 64H196V66H197ZM217 64V63H216ZM228 64V63H227ZM235 64V63H234ZM250 64V65H249ZM38 65V64H37ZM198 65H200V64H198ZM239 65V64H238ZM248 65H249V67L251 68H249L248 67ZM18 66V65H17ZM28 66V65H27ZM51 66H53V65H51ZM174 67L173 68H175V67H177V66H175V65H173ZM185 66H187V65H185ZM188 66H190V65H188ZM228 66V65H227ZM30 67V66H29ZM39 67H41V66H39ZM139 67H141V69L140 70H137ZM168 67H169V65H168ZM234 67V66H233ZM44 68V67H43ZM61 68V67H60ZM135 68H137V69H135ZM147 68V67H146ZM172 68V67H171ZM170 68V70L172 71V69ZM189 68V67H188ZM190 68H191V66H190ZM192 68H195V67H192ZM197 68V67H196ZM229 68V67H228ZM228 68H226L227 70H228ZM235 68V67H234ZM233 68V69H234ZM238 68V67H237ZM29 69V68H28ZM50 69H51V67H50ZM55 68L53 69V70H56ZM163 69V68H162ZM167 69V68H166ZM178 69V68H177ZM199 69V68H198ZM262 69V68H261ZM261 69H260V71H261ZM264 69V68H263ZM42 70V69H41ZM46 70V69H45ZM52 70V69H51ZM61 70V69H60ZM155 70V69H154ZM169 70V69H168ZM167 70V71H168ZM226 70V71H227ZM237 70V69H236ZM4 71L6 72V73H4ZM49 71V70H48ZM47 71V72H48ZM58 71V70H57ZM61 71H63V70H61ZM151 71V70H150ZM150 71H149V73H150ZM185 71V70H184ZM187 71H189V70H187ZM191 71V70H190ZM193 71V70H192ZM225 71V72H226ZM231 71V70H230ZM235 71V70H234ZM233 70H232V72H229V70H228V72L225 74L226 76H229V78H232V79H234V76L237 78V76L238 75H240L238 72H234ZM30 72H31V70H30ZM50 72V71H49ZM145 72V71H144ZM152 72V71H151ZM163 72V71H162ZM162 72H160V78L158 79V81H159V85L162 87V89L163 90H168L169 88H168V86L166 85V79L163 77V73ZM170 72V71H169ZM174 71H172V73H173ZM176 72H178V71H175V73ZM195 72V71H194ZM257 72H259V73H257ZM263 72V71H262ZM37 73V72H36ZM59 73V72H58ZM171 73V74H172ZM179 73V72H178ZM199 73V72H198ZM237 73H238V75H237ZM240 73H242V71L240 72ZM247 74L248 73H250L249 71L248 72H246ZM15 74V73H14ZM20 74V73H19ZM18 74V75H19ZM146 74V73H145ZM154 74V73H153ZM190 74V73H189ZM188 74V75H189ZM200 74H203V73H200ZM228 74V75H227ZM147 75V74H146ZM151 75H152V73H151ZM178 74H176V76H177ZM187 75V74H186ZM196 75H197V72H196ZM214 75V74H213ZM20 76V75H19ZM23 76V75H22ZM40 76H42V75H40ZM59 76H60V74H59ZM58 76V77H59ZM60 76V77H61ZM172 76V75H171ZM175 76V77H176ZM192 76H193V74H192ZM222 76H223V74H222ZM222 76H221V78H222ZM11 77V76H10ZM31 77V76H30ZM33 77V76H32ZM48 77V76H47ZM52 77V76H51ZM59 77V78H60ZM75 77V78H74ZM158 77V76H157ZM197 77V79H198V77L199 76H196ZM202 77V76H201ZM214 78H215V76H213ZM219 77V76H218ZM241 77V76H240ZM254 77V76H253ZM21 78V77H20ZM168 79H170L171 80V78H169V77H167ZM177 78H178V76H177ZM183 78V77H182ZM180 76H179V80H180V82H183V80H181L182 79ZM185 78V77H184ZM192 78V77H191ZM190 78V79H191ZM205 78V77H204ZM213 78V80H215ZM220 78V79H221ZM224 78V77H223ZM228 78V79H229ZM239 78V77H238ZM245 78V79H244ZM243 79H244V81L246 80V81H248L247 79H249V78H251V77H249V78H247V77H244ZM247 78V79H246ZM256 78V76L254 77V79ZM11 79V78H10ZM15 79V78H14ZM21 79H23V78H21ZM175 79V78H174ZM178 79H175L176 81V83H173V84H171V82H170V86L171 85H175L174 87H176V86H179V82L177 83V81H178ZM196 79V78H195ZM207 79V78H206ZM225 79H227V77L225 78ZM225 79H223V80H225ZM227 79V80H228ZM241 79H242V77H241ZM240 79V80H241ZM252 79V78H251ZM251 79H249L250 81H251ZM257 80L259 79L260 80V78H256ZM255 79V80H256ZM25 80V79H24ZM46 80V79H45ZM57 80V79H56ZM59 80V79H58ZM73 80H75L76 81V84H74L73 85V83H75V81H73ZM154 80H155V78H154ZM187 81H189L188 80V76H187V79H186ZM194 80V79H193ZM201 80V79H200ZM200 80H197V81H200ZM205 80V79H204ZM203 80V81H204ZM211 80V79H210ZM222 80V81H223ZM253 80V79H252ZM256 80V81H257ZM258 80V81H259ZM16 81H17V79H16ZM46 81H48V80H46ZM172 82H174V80H171ZM197 81H195V82H197ZM206 81V80H205ZM204 81V82H205ZM216 81V80H215ZM226 81V80H225ZM228 81H230V80H228ZM232 81V80H231ZM239 81V80H238ZM245 81V82H246ZM254 81V80H253ZM252 81V82H253ZM258 81H257V85L259 86V84H261V85H264V84H262V82L261 81H259V82H261V83H259L258 84ZM21 82H23V81H21ZM27 82H28V80H27ZM50 82V81H49ZM73 82V83H72ZM154 82V81H153ZM193 82V81H192ZM191 82V83H192ZM207 82V81H206ZM227 82V81H226ZM240 82V81H239ZM238 82V83H239ZM242 82H243V80H242ZM20 83V82H19ZM30 83V82H29ZM45 83H47V82H45ZM52 82H50V84H51ZM190 83V82H189ZM190 83V84H191ZM201 83H202V81H201ZM200 83V84H201ZM220 83H222V84H220ZM235 83H237V82H234V84ZM241 83V82H240ZM248 83V82H247ZM251 82H249V84H250ZM5 86H4V85ZM21 84V83H20ZM24 84V83H23ZM194 84V83H193ZM192 84V85H193ZM206 84V83H205ZM216 84H217V82H216ZM233 84V83H232ZM16 85V84H15ZM60 85V84H59ZM198 85V84H197ZM217 85H220V86H217ZM216 86L219 88L218 89V94H217V90H216V95H218L217 96V98L218 99H209L208 98V100L206 99H201V98H198V99H201V100H203L204 102H206V105H209L210 107H212V108H216V107H219V106H221L222 105V101H225V102H228L227 100L229 99V97L230 96H232L231 94L233 93L232 91V93L230 92V90H229V88L230 87H227V83L225 84V82H220L219 81V84H217ZM224 87H223V86ZM255 85V84H254ZM42 86V85H41ZM181 86V85H180ZM191 86V85H190ZM207 86V85H206ZM225 86H226V88H225ZM257 86V87H258ZM4 87H8L7 88V90L4 88ZM28 87L30 88L31 86H29L28 85ZM28 87H24V91H25V88H28ZM52 87V86H51ZM151 87V86H150ZM174 87L173 86H171V89L169 90V91H172V89L174 90ZM194 87V86H193ZM199 87H201V86H199ZM198 87V88H199ZM204 87V86H203ZM260 87H264V86H260ZM3 88L5 89V90H3ZM197 88V87H196ZM197 88V89H198ZM208 88V87H207ZM228 88V89H227ZM22 89V88H21ZM31 89V88H30ZM36 89V88H35ZM58 89V88H57ZM145 89V88H144ZM148 89V88H147ZM176 89H178V90H180L178 87L176 88ZM182 89V88H181ZM229 90V91H227V90ZM258 89V88H257ZM188 90V89H187ZM196 90V89H195ZM214 90V89H213ZM9 92V94H8V92ZM186 91V90H185ZM192 91V90H191ZM197 91V90H196ZM199 91V90H198ZM17 92V93H16ZM193 92H195V91H193ZM227 92H229V94L227 93ZM256 92V91H255ZM258 92V91H257ZM32 93V92H31ZM62 93V92H61ZM182 93H184L183 91H182ZM186 93H188V92H186ZM196 93V92H195ZM201 93V92H200ZM231 93V94H230ZM238 93V92H237ZM252 93V92H251ZM36 94V93H35ZM52 94V93H51ZM171 97L170 98H172L173 100H174V95H176V97H178L177 96V92H175L174 91V93L173 92H171ZM189 94V93H188ZM234 94H236V93H234ZM239 94V93H238ZM136 95H137V93H136ZM169 95V94H168ZM179 95V94H178ZM187 95V94H186ZM185 95V96H186ZM259 95V94H258ZM180 96V95H179ZM193 96V95H192ZM200 97V96H199ZM209 97V96H208ZM235 97V96H234ZM249 97H250V94H249ZM260 97V96H259ZM262 97V96H261ZM260 97V98H261ZM185 98V97H184ZM191 98V97H190ZM193 98V97H192ZM191 98V99H192ZM197 98V97H196ZM231 98V97H230ZM233 98V97H232ZM260 98H259V101L257 100V103L258 102H263L264 103V101H263V99H261V101H260ZM21 99V100H20ZM29 99V98H28ZM66 99V98H65ZM177 99V98H176ZM189 99V98H188ZM255 99H253L255 102H256V100ZM140 100V99H139ZM152 100V99H151ZM182 100V99H181ZM200 100V101H201ZM253 100L251 101V102H253ZM141 101H143V100H141ZM158 101V100H157ZM176 101V100H175ZM196 101V100H195ZM199 101V102H200ZM229 101H231V100H229ZM20 102H18V103H20ZM29 102V101H28ZM70 102V103H71ZM153 102V104H154V102L155 101H152ZM151 102V103H152ZM174 102V101H173ZM186 102H187V99H186ZM198 102V101H197ZM198 102V103H199ZM23 103V102H22ZM138 103H139V101H138ZM142 103V102H141ZM150 103V102H149ZM148 103V104H149ZM162 103V102H161ZM175 103V104H174ZM173 104L176 106L175 108L176 109H178V112H179V109H180V111H181V105H182V103H183V101L181 102H179V100L177 101V102H174ZM191 103V102H190ZM201 103H202V101H201ZM254 103V102H253ZM253 103H251V104H253ZM72 104V105H73ZM148 104H146V105H148ZM156 104V103H155ZM160 104V103H159ZM177 104V105H176ZM259 104V103H258ZM257 104V105H258ZM71 105V104H70ZM150 105V104H149ZM180 105V106H179ZM190 105V104H189ZM15 106V105H14ZM13 106V107H14ZM21 106H23V105H21ZM137 106V105H136ZM140 106V105H139ZM193 106V105H192ZM264 106V105H263ZM24 107V106H23ZM148 107V106H147ZM155 107H156V105H155ZM194 107V106H193ZM259 107H260V104H259ZM258 107V108H259ZM1 108V107H0ZM139 108H141V107H139ZM4 109H6V108H4ZM8 109V108H7ZM6 109V110H7ZM12 109H14L13 111H15V108H12ZM152 109V108H151ZM218 109V108H217ZM260 109V108H259ZM6 110H5V112H6ZM154 110V109H153ZM159 110V109H158ZM17 111V110H16ZM16 111H15V113H16ZM134 111H136V109L134 110ZM141 111V110H140ZM160 111V110H159ZM8 112V111H7ZM143 112V111H142ZM144 112H146V111H144ZM151 112V111H150ZM153 112V111H152ZM140 113V112H139ZM216 113V112H215ZM9 114V113H8ZM13 113L11 112V115H12ZM23 114V113H22ZM13 115H16V114H13ZM180 115V114H179ZM202 115V114H201ZM206 115V114H205ZM2 116V115H1ZM0 116V120L2 119V117ZM24 116V115H23ZM139 116V117H138ZM10 117V116H9ZM156 117V116H155ZM197 117H198V115H197ZM205 117V116H204ZM4 118V117H3ZM208 118V117H207ZM15 119V118H14ZM13 119V120H14ZM24 119V118H23ZM161 119V118H160ZM9 120H10V118H9ZM66 120V119H65ZM163 120V119H162ZM177 120V119H176ZM5 121V120H4ZM135 121L137 122H140L139 124H137V126L138 125H140V126H136L134 123H135ZM161 121V120H160ZM13 122V121H12ZM11 123V122H10ZM6 123H4V125L2 124V123H0V129L2 130L1 131V137H0V147H7V146H9L10 144V142L9 141H13V147H11V148H13V150H15V149H18L19 147H20V145H22L20 142H19V139H17V135L15 134V132H17L16 131V129H14L13 128V125L12 124H10V125H7V124H9V123H7L6 125H5ZM66 124V123H65ZM211 124V123H210ZM8 126H9V129H7L8 128ZM15 126H17V125H15ZM14 126V127H15ZM7 127V128H6ZM3 128V129H2ZM4 128H6L5 130H4ZM16 128V127H15ZM20 128V127H19ZM139 128H138V130H139ZM198 128V127H197ZM32 129V128H31ZM34 129V128H33ZM141 129V128H140ZM194 129V128H193ZM182 130V129H181ZM195 130V129H194ZM76 131V132H75ZM146 132V131H145ZM10 133V137L13 139V140H11L10 138H9V136H8V134ZM21 133V132H20ZM30 133H33L32 131L30 132ZM74 133H75V137L73 136L74 135ZM24 134H26V133H24ZM34 134V133H33ZM143 135V134H142ZM7 136V137H6ZM26 136V135H25ZM29 136V138H30V136L31 135H28ZM45 136V135H44ZM183 136V135H182ZM217 136V135H216ZM22 137V136H21ZM20 137V138H21ZM145 137V136H144ZM151 137V136H150ZM175 137V136H174ZM9 138V139H8ZM23 138V137H22ZM25 138V137H24ZM49 138V137H48ZM72 138H74L73 140H72ZM164 138V137H163ZM50 139V138H49ZM145 139V138H144ZM143 139V140H144ZM147 139V138H146ZM186 139V138H185ZM189 139V138H188ZM31 140H32V138H31ZM35 140H37V139H35ZM163 140V139H162ZM180 140V139H179ZM24 141H26V140H24ZM34 141V140H33ZM32 141V142H33ZM214 141V140H213ZM48 142V141H47ZM168 142V141H167ZM139 143V144H138ZM143 143V142H142ZM148 143H150V142H148ZM180 143V142H179ZM152 144V143H151ZM176 144V143H175ZM185 144V143H184ZM205 144V143H204ZM65 145H67V144H65ZM141 145V144H140ZM149 145V144H148ZM179 145H181V148L183 147L182 145L183 144H179ZM179 145H176L177 146V148L178 147H180ZM37 146V145H36ZM46 146V145H45ZM143 146V145H142ZM146 146V145H145ZM152 146V145H151ZM144 147V146H143ZM148 147V146H147ZM173 147V146H172ZM151 148V147H150ZM149 148V149H150ZM170 148V147H169ZM208 148V147H207ZM70 149V150H71ZM146 150H148L147 148H145ZM162 149V148H161ZM183 149L184 150H182L181 151V155H186V157L185 158H187V156H191L192 155V158L193 159H196L197 157H199V156H197V157H193V154H191V153H193L190 149H186L185 148V146L183 147ZM10 150V149H9ZM8 150V151H9ZM69 150V152H71ZM190 151V153H189V151ZM203 150V149H202ZM8 151H6V153L8 152ZM41 151V150H40ZM144 151V150H143ZM158 151V150H157ZM176 151V150H175ZM26 152V151H25ZM10 153H12V152H10ZM10 153H9V155H8V153H7V155H8V157H11L12 155H13V157H14V154H12L11 156H10ZM22 153V152H21ZM28 153V152H27ZM40 153H42L43 154V152H40ZM62 153V152H61ZM73 152H71V154H72ZM179 153H180V151H179ZM201 153V152H200ZM207 153V152H206ZM16 154V153H15ZM26 154V153H25ZM63 154V153H62ZM149 154V155H148ZM172 154V153H171ZM24 155V154H23ZM130 155H139V157H140V162L142 163V166L140 165L141 163L140 162H138V160H136L138 163L137 164H135L134 162H133V160H135V159H131V157H130ZM145 155H144V157H145ZM27 156H29V155H27ZM26 156V157H27ZM63 156V155H62ZM196 156V155H195ZM12 157V158H13ZM17 157V156H16ZM144 157H142V158H144ZM152 157H153V159H152ZM162 157V156H161ZM70 158V157H69ZM169 158H171V157H169ZM178 158V157H177ZM188 158H190V157H188ZM187 158V159H188ZM18 159V158H17ZM64 159V158H63ZM76 159V158H75ZM147 159V158H146ZM163 160H164V157L162 158ZM191 159V158H190ZM206 159V158H205ZM12 160V159H11ZM197 160V161H196ZM196 160H194V162L196 161L197 162V164H200V167H198L197 165H196V163H195V165H196V168L198 167L199 169H201V171H203L204 170V172H205V169L209 166V165H207L206 163H205V161H207V160H205V161H203V163H202V160H201V162H200V160H198V159H196ZM17 161V160H16ZM15 161V162H16ZM166 161H167V159H166ZM173 161H174V159H173ZM173 161H170V164L169 163H167V162H169V159H168V161L166 162L167 163V165L165 164V163H163L164 165H165V167L166 166H168V165H170V166H168V168H166L165 169V167H164V169L167 171L168 169H171V165H173L172 164V162ZM71 162V161H70ZM161 162H165V160L164 161H161ZM193 162V163H194ZM198 162H200V163H198ZM22 163V162H21ZM147 163V162H146ZM180 163V162H179ZM202 163V164H201ZM19 164V163H18ZM27 164V163H26ZM25 164V165H26ZM77 164V163H76ZM175 164V163H174ZM23 165V164H22ZM176 165V164H175ZM175 165H173V166H175ZM178 165V164H177ZM195 165H194V167H195ZM206 165H207V167H206ZM16 166V165H15ZM141 167V169H139L140 167ZM163 166V165H162ZM135 167H137L138 169H137V171H136V173L134 174V168ZM2 168V167H1ZM28 168V167H27ZM38 168V167H37ZM146 168H147V166H146ZM175 168L176 167H174V168H172L173 169V174H174V176H175V173L179 170V169H181V168H177L176 170V172H175ZM208 168H210V167H208ZM18 169H19V167H18ZM149 170H151L150 168H148ZM4 170V169H3ZM2 170V171H3ZM7 170V169H6ZM16 170V169H15ZM75 170V169H74ZM136 170V169H135ZM193 170V169H192ZM11 171V170H10ZM19 171V170H18ZM29 171V170H28ZM153 171H151L152 173H153ZM164 171V170H163ZM172 171V170H171ZM180 172H181V170H179ZM209 171L210 170H207L206 169V173L208 172L209 173ZM20 172H21V170H20ZM32 172V171H31ZM165 172V171H164ZM179 172V173H180ZM194 172H198L199 173V182H198V180H195V181H197V183H195L196 185H198V187L200 186V184H198V183H201V184H203V181L201 180V175H205V174H201L200 175V172L198 171V170H195ZM16 174H17V172H15ZM14 173V174H15ZM78 173V174H79ZM149 173H150V171H149ZM149 173H148V175H149ZM166 173V172H165ZM172 173H170V174H172ZM196 173H194L193 174V176L196 174ZM1 174V173H0ZM4 174V173H3ZM13 173H11V174H7V172L3 175L4 176V179H5V176H6V181L8 182V180L7 179H10L11 177V175H12V177H13V175H14ZM18 174H20V173H18ZM143 174H144V172H143ZM170 174H168L169 176H173V174L172 175H170ZM31 175V174H30ZM39 175V174H38ZM41 175V174H40ZM147 174H146V177L148 176ZM165 175H167V174H165ZM165 175H163V176H165ZM179 175V174H178ZM186 175V174H185ZM197 175V174H196ZM145 176V175H144ZM143 176V177H144ZM18 177V176H17ZM17 177H15V178H17ZM24 176H22L21 177V179L23 178ZM35 177V176H34ZM33 177V178H34ZM38 177V176H37ZM41 177V176H40ZM168 177V176H167ZM179 177V176H178ZM186 177V176H185ZM192 177V176H191ZM191 177H189V178H191ZM197 177V176H196ZM32 178V177H31ZM30 178V179H31ZM45 178V177H44ZM80 178V177H79ZM165 178V177H164ZM169 178V177H168ZM174 178V177H173ZM198 178V177H197ZM197 178H195V179H197ZM203 178V177H202ZM216 178V177H215ZM215 178H213L212 180V182H214V180L216 181V179ZM3 178H1V180H2ZM3 179V181H2V183L4 184H6V182H5V180ZM18 179V178H17ZM39 179V178H38ZM40 179H42V178H40ZM86 179H88V180H86ZM148 179V178H147ZM150 179V178H149ZM159 179V181H157ZM167 179V178H166ZM175 179V178H174ZM173 179V180H174ZM182 179V178H181ZM181 179H180V181H181ZM192 180L194 179V177L193 178H191ZM211 179V178H210ZM218 179H221V178H218ZM0 180V181H1ZM191 180V181H192ZM221 180H223V179H221ZM220 180V181H221ZM17 181V180H16ZM20 181H22V180H19V181H17L18 183H21ZM31 181V180H30ZM157 181V182H156ZM168 181V180H167ZM175 181V180H174ZM194 181V180H193ZM192 181V182H193ZM209 181V180H208ZM219 181V180H218ZM218 181H217V183L216 184H218ZM219 181V182H220ZM10 182V181H9ZM25 182V181H24ZM172 182V181H171ZM184 182H185V180H184ZM183 182V180H182V183H184ZM212 182H209V183H212ZM13 183V182H12ZM15 183V182H14ZM22 183H23V181H22ZM194 183V182H193ZM208 183V184H209ZM215 183V182H214ZM221 183V182H220ZM9 184V183H8ZM16 184V183H15ZM207 184V185H208ZM213 184V183H212ZM211 184V185H212ZM19 185V184H18ZM152 185V184H151ZM194 185V184H193ZM215 185V184H214ZM219 185V184H218ZM17 186V185H16ZM22 186H23V184H22ZM22 186H20V187H22ZM26 186V185H25ZM56 186V185H55ZM74 186V185H73ZM181 186H182V184H181ZM192 186V185H191ZM18 187V186H17ZM24 187V186H23ZM27 187V186H26ZM151 187V186H150ZM184 187H185V185H184ZM183 187V189L185 190V188ZM188 187V186H187ZM195 187V188H194ZM205 187H206V185H205ZM30 189H31V186L29 187ZM66 188V187H65ZM70 188V187H69ZM152 188V187H151ZM22 190L24 189V188H21ZM21 189H19L20 191H22ZM40 189V188H39ZM182 189V190H183ZM188 189H194V191H192V190H188ZM187 190L188 191H190V192H188V193H190V195L192 194V196H193V194L194 195H198V194H196V190L195 189H198L196 186H193V187H189ZM16 190V189H15ZM19 190H16V191H18V192H15V194L16 195H13V196H15L16 198H17V200H18V197L19 196H21V192L19 191ZM38 190V189H37ZM183 190V191H184ZM201 190H202V187H201ZM200 190V191H201ZM8 191H10V190H8ZM25 193H26V191L27 190H23ZM83 191V192H82ZM183 191H181V192H183ZM186 191V190H185ZM200 191H198L197 190V193L198 192H200ZM73 192V191H72ZM80 192V191H79ZM187 192L185 193V195L187 194ZM13 193V192H12ZM74 193H75V191H74ZM78 194V193H77ZM158 194V193H157ZM184 194V193H183ZM36 194H34V196H35ZM38 195V194H37ZM36 195V196H37ZM160 195V194H159ZM168 195V194H167ZM201 195V194H200ZM203 195V194H202ZM1 196H3L1 193H0V197ZM26 196V195H25ZM25 196H24V198H25ZM39 196V195H38ZM37 196V197H38ZM61 196V195H60ZM63 196V195H62ZM80 196V197H81ZM157 196V195H156ZM155 196V197H156ZM23 197V196H22ZM22 197H20V199L22 198ZM40 197V196H39ZM146 197V196H145ZM163 197V196H162ZM194 197H196V196H194ZM6 198V197H5ZM16 198L14 199V200H16ZM42 198V197H41ZM65 198V197H64ZM78 198V197H77ZM90 198L92 199V198H94L91 202H90ZM157 198V197H156ZM68 199V198H67ZM95 199H96V201H95ZM144 199V198H143ZM146 199H145V201H146ZM155 199V198H154ZM153 199V200H154ZM7 200V199H6ZM26 200V199H25ZM35 200V199H34ZM39 200L41 201V199L39 198ZM135 200H136V202H138L137 201V199L135 198ZM3 201V200H2ZM88 201H89V203H88ZM143 201V200H142ZM11 202V201H10ZM13 202V201H12ZM26 202H28V201H26ZM35 202V201H34ZM147 202V201H146ZM150 202V201H149ZM152 202H155V201H151V203ZM190 202V201H189ZM4 203V202H3ZM36 203V202H35ZM44 203V202H43ZM191 203V202H190ZM189 203V204H190ZM34 204V203H33ZM77 204V203H76ZM89 204V205H88ZM131 204H132V202H131ZM134 204V203H133ZM138 204H141V203H138ZM137 204V206H139ZM150 204V203H149ZM153 204V203H152ZM152 204H150V206L152 205ZM188 204V203H187ZM193 204V203H192ZM28 205V204H27ZM37 205V204H36ZM135 205H136V203H135ZM176 205V204H175ZM32 206V205H31ZM34 206V205H33ZM39 206V205H38ZM141 206V205H140ZM139 206V207H140ZM146 206H149L148 205V202H147V205L145 204V208L142 210V208H141V210L143 211V213H144V210L146 209ZM147 207L148 209H152L153 207ZM65 207V206H64ZM164 207V206H163ZM184 207V206H183ZM190 208L192 207V205H190L189 206ZM80 208V207H79ZM91 208V207H90ZM91 208V209H92ZM133 208H135L134 209V212H136L135 210H138V209H136V207H134V205H133ZM172 208V207H171ZM179 208V207H178ZM188 208V207H187ZM193 208V207H192ZM31 209V208H30ZM42 209V208H41ZM91 209H90V211H91ZM155 209V208H154ZM8 210V209H7ZM7 210H2L3 212H2V216H1V221H0V234H1V232L2 231H6L5 232V235L6 236H4V237H6L5 239H7V241H11L12 242V237H13V235L17 232V230L19 229V227L18 228H16V227H14L15 229H16V231H14L13 232V230L11 229V227H9L8 225H10L11 223L10 222H13V221H16V223H24V222H26L27 220H29V222L32 220V218L33 217H35V214L37 215V212H40L41 210H37V211H33V213H31V212H28L27 213V215H20V213H17L18 215H16V217L14 218V217H11V213L12 212H10L9 210H11V209H9L8 211ZM12 210H13V208H12ZM140 210V209H139ZM140 210V211H141ZM184 210V209H183ZM182 210V212H186L185 210L183 211ZM192 210V209H191ZM31 211V210H30ZM94 211V212H93ZM146 211V210H145ZM149 211V210H148ZM162 211V210H161ZM168 211H169V209H168ZM132 212V215H134L133 213V211H131ZM138 212V211H137ZM194 212V211H193ZM41 213V212H40ZM72 213V212H71ZM140 213H142V212H140ZM146 213V212H145ZM145 213H144V215L143 216H145ZM170 213V212H169ZM196 213V212H195ZM194 213V214H195ZM11 214V215H10ZM14 214H16V212L14 213ZM14 214L12 215V216H14ZM104 214H107L108 215V219L106 218V220H105V222L102 220V216H103V218L104 217H107V216H105ZM136 214V213H135ZM147 214V213H146ZM160 214V213H159ZM83 215V216H82ZM121 215V214H120ZM142 215V214H141ZM168 215V214H167ZM179 215V214H178ZM187 216H188V214H186ZM5 216H8V217H5ZM78 216V215H77ZM88 216V215H87ZM90 216H92V215H90ZM89 216V217H90ZM128 216V215H127ZM135 216V215H134ZM138 216V215H137ZM147 216V215H146ZM71 217H72V215H71ZM141 217V216H140ZM140 217H138V219L140 218ZM181 217V216H180ZM184 217L186 218V216L184 215ZM92 218V217H91ZM120 219L122 218V217H119ZM127 218V217H126ZM154 218V217H153ZM159 218V217H158ZM42 219V218H41ZM122 219H125L124 217L122 218ZM136 219V218H135ZM142 219V218H141ZM141 219H139L140 221H141ZM189 219V218H188ZM33 220H34V218H33ZM85 220V219H84ZM92 220V221H91ZM126 220V219H125ZM124 220V221H125ZM138 220V221H139ZM144 220V219H143ZM155 220V219H154ZM183 220H184V222H186V220L187 219H183V217L181 218V220H180V226L182 227V225H183ZM52 221V220H51ZM130 220H128L127 222H129ZM133 220H131L130 221V223L131 224H134V222H132ZM134 221H136V220H134ZM192 221V220H191ZM144 222H146V221H144ZM15 223V222H14ZM13 223V224H14ZM104 223V224H103ZM116 223V224H115ZM119 223V224H120ZM135 223H137V222H135ZM140 223V222H139ZM178 223V224H179ZM26 224H27V222H26ZM36 224V223H35ZM41 224V223H40ZM47 224V223H46ZM49 224H51V223H49ZM70 224V223H69ZM88 224V225H87ZM141 224V223H140ZM139 224V225H140ZM39 225V224H38ZM41 225H43V224H41ZM121 225V224H120ZM124 225V227H125V225H126V223L125 224H123ZM127 225H129V223H127ZM126 225V226H127ZM135 225H137V227H138V224H135ZM145 225V224H144ZM143 225V226H144ZM187 225V224H186ZM186 225H184L183 227L184 228H186L185 226ZM18 226V225H17ZM21 228H22V226H21V224L19 225ZM31 226H34V224H32L31 223ZM48 226V225H47ZM119 226V225H118ZM143 226H139V227H143ZM34 227H36V225L34 226ZM33 227V230L34 229H36V228H34ZM49 227V226H48ZM122 227V226H121ZM130 227H131V225H130ZM135 227V226H134ZM137 227H135V228H137ZM138 227V228H139ZM146 227H147V225H146ZM179 227V226H178ZM13 228V229H14ZM39 228H41V227H39ZM123 228V227H122ZM128 228V227H127ZM132 228H133V225H132ZM137 228V229H138ZM165 228V227H164ZM183 228V229H184ZM188 228V227H187ZM91 229H93V228H91ZM105 229V228H104ZM117 229V228H116ZM129 229V228H128ZM134 229V228H133ZM133 229H132V232H134L133 231ZM136 229V230H137ZM144 229V228H143ZM142 229V230H143ZM182 229V228H181ZM21 230V229H20ZM31 230H32V227H31ZM38 229H36V231H37ZM48 230V229H47ZM118 231H119V227H118V229H117ZM125 230V229H124ZM141 230V229H140ZM156 230V229H155ZM35 230L33 231V232H35V233H37ZM43 231V230H42ZM50 231V230H49ZM90 231V230H89ZM93 231L91 230V232H92V235H90L91 234V232H85V238H87L88 240H91V241H95L96 240V238H98L97 236L95 237V234H93ZM122 231H123V229H122ZM139 231V230H138ZM188 231V234L187 235H189V232H190V235H191V233H194V231L193 232H191V229L190 230H187ZM4 232H2V235H3V233ZM19 232H21V231H19ZM23 232V231H22ZM21 232V233H22ZM32 232V231H31ZM104 232V231H103ZM124 232V231H123ZM120 232V233H122L123 235H124V233L126 232ZM142 232V231H141ZM108 233V232H107ZM119 233V232H118ZM126 233H129L128 232V230H127V232ZM19 233H17L16 235L17 236H19L18 235ZM33 234V233H32ZM39 235L41 234V235H43V234H45V233H38ZM38 234H36V235H38ZM47 234V233H46ZM104 234V233H103ZM110 234V235H111ZM113 234H116L117 235V232H113ZM112 234V235H113ZM121 234V235H122ZM183 234H184V231H183ZM15 235V236H16ZM34 235V234H33ZM32 235V236H33ZM38 235V236H39ZM52 235V234H51ZM57 235V233H55L54 235H53V237L52 236H50V237H52V238H50V240L49 241H47V239H46V241H43L42 240V242L41 241H37V243L39 244V246L43 249V250H45L46 249V247H44V246H51V244H53V243H55V244H57L56 243V241L54 242V237ZM80 235V234H79ZM110 235L107 237L109 240H110V243L112 242V241H114V240H112L111 241V237H110ZM111 235V236H112ZM116 235H114V236H116ZM119 235V234H118ZM130 235H132V237H133V234H130ZM142 235V234H141ZM178 235H181V234H178ZM22 235L20 234V237H21ZM35 236V235H34ZM38 236H36V237H38ZM45 235H43V237H44ZM61 236H63V235H61ZM66 236V235H65ZM65 236H64V240H65ZM100 236H102L101 234H100ZM99 236V237H100ZM113 236V239H115V237ZM125 236V235H124ZM127 236V235H126ZM125 236V237H126ZM3 236H1V238H2ZM3 237V238H4ZM35 237V238H36ZM41 237V236H40ZM95 237V238H94ZM103 238H105L104 236H102ZM120 237V236H119ZM119 237L117 236V238H118V240H120L119 242H121V239H119ZM154 237V236H153ZM179 237V236H178ZM2 238V239H3ZM19 238V237H18ZM48 238V237H47ZM116 238V239H117ZM121 238V237H120ZM1 239V240H2ZM17 239V238H16ZM19 239H21V238H19ZM38 239V238H37ZM44 239V238H43ZM56 239V238H55ZM62 239V238H61ZM84 239V238H83ZM87 239H85L86 241H88ZM93 239H95V240H93ZM123 239V238H122ZM138 239V238H137ZM136 239V240H137ZM60 240V239H59ZM68 240V242L70 243V241H69V239H67ZM77 240H81V237H80V239H79V237H78V239ZM85 240H83V241H85ZM100 240V239H99ZM108 240V241H109ZM118 240L116 241V242H118ZM124 240H125V242H122L124 245H126V238H124ZM128 240V239H127ZM159 240V239H158ZM9 241V242H10ZM66 241V240H65ZM86 241H85V244H84V242H81V243H83L81 246H80V253H81V256H78V257H81V258H79L80 259V262L78 261V264H95L94 263V261H96V260H94L95 258H97V257H95L96 255L98 256V253H96L97 251H95V250H93V249H91V250H89V249H87L88 248V246H89V244H88V242H87V244H86ZM90 241V242H91ZM6 242V241H5ZM18 242V241H17ZM21 241H19V243H20ZM33 242V241H32ZM73 242V241H72ZM79 242V241H78ZM118 242V243H119ZM179 242V241H178ZM13 243H15V241L13 242ZM12 243V244H13ZM23 243V242H22ZM68 243V244H69ZM99 243V242H98ZM113 243V242H112ZM128 243V242H127ZM6 244V243H5ZM36 244V243H35ZM67 244V245H68ZM75 244V243H74ZM102 244V243H101ZM115 244V243H114ZM113 244V245H114ZM117 244V243H116ZM121 244V243H120ZM130 244V243H129ZM150 244V243H149ZM14 245V244H13ZM21 245V244H20ZM23 245V244H22ZM33 245H34V243H33ZM33 245H30V248H32V246ZM124 245L122 246V248H124ZM158 245V244H157ZM5 246V245H4ZM11 246V245H10ZM18 246V245H17ZM17 246H15V247H17ZM24 246V245H23ZM22 246V249L25 247H23ZM35 246V245H34ZM38 246V247H39ZM47 246V247H48ZM53 246H54V244H53ZM75 246H77V243H76V245ZM115 246V245H114ZM114 246H113V248H114ZM118 248H119V246L118 245H116ZM128 246V245H127ZM136 246H138V245H136ZM14 247V248H15ZM20 247V246H19ZM37 247V246H36ZM35 247V248H36ZM117 247H115V248H117ZM131 247V246H130ZM143 247V246H142ZM141 247V248H142ZM176 247H178V246H176ZM182 247V246H181ZM9 248V247H8ZM13 248V249H14ZM34 248V247H33ZM32 248V249H33ZM40 248V249H41ZM45 248V249H44ZM49 248V247H48ZM51 248V247H50ZM75 248H77V247H75ZM125 248H126V246H125ZM140 248V247H139ZM39 248H37V249H33V250H35V251H37ZM41 249V250H42ZM104 249H105V247H104ZM192 249V248H191ZM16 250V249H15ZM21 250V249H20ZM26 250H28V249H26ZM40 250V251H41ZM126 250H127V248H126ZM126 250H125V252H124V254L126 253ZM146 250V249H145ZM150 250V249H149ZM182 251H180V253H181V255L179 254L178 256H179V259H180V257H181V259L180 260H178V264H188V263H190V257H192V255H191V252H193V251H191V252H187L186 250V247H184V248H182L181 249ZM13 251V250H12ZM23 251V250H22ZM35 251H34V253H35ZM129 250H127V253L130 255V252H128ZM21 252V251H20ZM39 252V251H38ZM147 252V251H146ZM29 253V255H31L30 254V252H28ZM32 253H33V251H32ZM79 253V252H78ZM117 253V252H116ZM115 253V254H116ZM126 253V254H127ZM178 253V252H177ZM20 254V253H19ZM25 254H27V253H25ZM24 254V255H25ZM60 254V253H59ZM111 254V253H110ZM127 254V255H128ZM131 254H132V252H131ZM144 254V253H143ZM22 255V254H21ZM35 255H36V253H35ZM35 255H32V256H35ZM145 255V254H144ZM12 257V256H11ZM16 257V256H15ZM19 257V256H18ZM113 257V256H112ZM119 257V256H118ZM128 257H130V256H128ZM132 257V256H131ZM26 258V257H25ZM34 258V257H33ZM47 258H49V257H47ZM115 258V257H114ZM177 258V257H176ZM29 259V258H28ZM50 259V258H49ZM56 259V258H55ZM62 260H63V258H61ZM75 260H77L76 258H74ZM109 259V258H108ZM122 259V258H121ZM130 259V258H129ZM132 259H134V258H132ZM132 259H131V261H132ZM46 260V259H45ZM75 260H73V261H75ZM111 260V259H110ZM127 260V262H128V259H126ZM125 260V261H126ZM145 260V259H144ZM130 261V262H131ZM124 262V261H123ZM126 262V264H128ZM129 262V264H135V263H133V261H132V263H130ZM177 262V261H176ZM120 263V262H119ZM139 263V262H138ZM142 263V262H141ZM24 264V263H23ZM55 264V263H54ZM71 264H72V262H71ZM73 264H77L76 263V261L73 263ZM122 264V263H121ZM124 264V263H123ZM176 264V263H175Z\"/></svg>","mask_w":264,"mask_h":264}]
</instances>
